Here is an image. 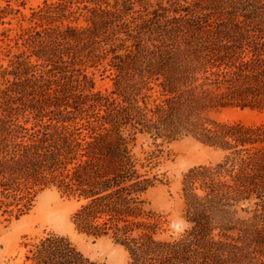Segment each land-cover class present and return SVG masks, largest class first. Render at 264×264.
I'll list each match as a JSON object with an SVG mask.
<instances>
[{"label":"trees","instance_id":"obj_1","mask_svg":"<svg viewBox=\"0 0 264 264\" xmlns=\"http://www.w3.org/2000/svg\"><path fill=\"white\" fill-rule=\"evenodd\" d=\"M79 2L93 4L88 26L30 35L29 54L0 70V204L21 215L54 188L79 204L75 229L110 237L128 264H264V125L218 118L264 108V0ZM99 66L110 92L85 73ZM137 135L223 153L184 175L190 227L176 238H158L161 216L144 208L158 178L143 170L152 155L130 147ZM29 253L32 264H96L54 233Z\"/></svg>","mask_w":264,"mask_h":264},{"label":"rangeland","instance_id":"obj_2","mask_svg":"<svg viewBox=\"0 0 264 264\" xmlns=\"http://www.w3.org/2000/svg\"><path fill=\"white\" fill-rule=\"evenodd\" d=\"M58 1L0 0V70L9 66L14 55L23 51L29 54L25 38L30 35L57 26H88L89 13L84 5L91 8L92 3L63 0L61 4L47 10L46 3ZM107 1L110 5L114 2ZM28 61L35 63L36 57L31 56ZM102 70V66L96 69L87 67L85 73L93 79L96 91L110 92L114 88L113 75ZM218 118L245 125H264V108H231L221 112ZM130 147L142 160L146 155H152L151 163L143 170H148L149 176L156 175L158 180L144 195V208L161 216L162 224L157 237L171 239L180 236L190 227L185 217L182 191L184 175L193 167L218 163L223 153L190 136L170 142L163 138L154 140L149 135H137ZM78 205L73 198L60 196L54 188L37 191L31 206L23 208L24 213L21 215L15 206L0 204V264H32L28 260L29 250L49 233L67 237L84 256L96 264H128L127 252L110 237L96 238L75 229L71 217ZM238 215L247 216L243 212Z\"/></svg>","mask_w":264,"mask_h":264}]
</instances>
